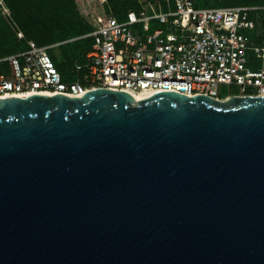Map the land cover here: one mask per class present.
<instances>
[{"label":"water","instance_id":"95a60500","mask_svg":"<svg viewBox=\"0 0 264 264\" xmlns=\"http://www.w3.org/2000/svg\"><path fill=\"white\" fill-rule=\"evenodd\" d=\"M0 264H264V96L0 98Z\"/></svg>","mask_w":264,"mask_h":264},{"label":"built area","instance_id":"2783aa9c","mask_svg":"<svg viewBox=\"0 0 264 264\" xmlns=\"http://www.w3.org/2000/svg\"><path fill=\"white\" fill-rule=\"evenodd\" d=\"M139 3L140 10H129L124 21L111 13L107 25L86 35L94 43L84 63L76 64L75 80L63 79L49 53L59 44L41 46L30 40L26 50L0 58V98L81 97L97 88L134 96L167 91L218 100L264 96V42L249 34L255 28L250 12L258 7H200L197 0ZM18 37L24 38L23 32ZM220 86L240 92L223 97Z\"/></svg>","mask_w":264,"mask_h":264},{"label":"trees","instance_id":"16d2710c","mask_svg":"<svg viewBox=\"0 0 264 264\" xmlns=\"http://www.w3.org/2000/svg\"><path fill=\"white\" fill-rule=\"evenodd\" d=\"M2 3L10 14L4 13ZM197 5L258 7L250 12L255 28L249 34L264 42V0H197ZM140 8L139 0H0V58L26 50L30 40L41 46L59 44L49 53L63 79L75 80L79 76L76 64L84 63L94 43L86 35L107 25L109 14L124 21L129 10L138 12Z\"/></svg>","mask_w":264,"mask_h":264},{"label":"rangeland","instance_id":"374dc122","mask_svg":"<svg viewBox=\"0 0 264 264\" xmlns=\"http://www.w3.org/2000/svg\"><path fill=\"white\" fill-rule=\"evenodd\" d=\"M219 91L221 96L236 94L240 92L235 86H220Z\"/></svg>","mask_w":264,"mask_h":264},{"label":"bare ground","instance_id":"6f19581e","mask_svg":"<svg viewBox=\"0 0 264 264\" xmlns=\"http://www.w3.org/2000/svg\"><path fill=\"white\" fill-rule=\"evenodd\" d=\"M152 93H148V92H141L139 94H136L135 97L137 100L139 99H144V98H148L149 96H151Z\"/></svg>","mask_w":264,"mask_h":264}]
</instances>
